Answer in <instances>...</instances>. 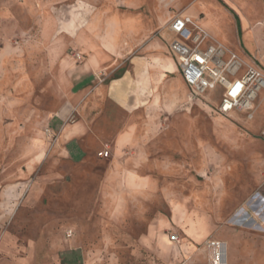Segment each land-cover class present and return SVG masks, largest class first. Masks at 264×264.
I'll use <instances>...</instances> for the list:
<instances>
[{
	"label": "rangeland",
	"instance_id": "1",
	"mask_svg": "<svg viewBox=\"0 0 264 264\" xmlns=\"http://www.w3.org/2000/svg\"><path fill=\"white\" fill-rule=\"evenodd\" d=\"M142 1L162 21L151 35L162 59L151 60L148 92L136 84L151 101L137 122L151 135L140 138L147 184L134 186L128 160L142 154L118 156L115 135L68 133L87 113L82 66L105 27L96 13L112 2L0 0V264H213L211 242L226 264H264V102L248 120L218 113L221 91L194 98L164 27L190 15L264 72V0ZM120 61L101 73L105 88L129 75ZM132 81L119 97L140 101ZM111 100L96 106L100 122L123 124L131 113Z\"/></svg>",
	"mask_w": 264,
	"mask_h": 264
},
{
	"label": "crops",
	"instance_id": "2",
	"mask_svg": "<svg viewBox=\"0 0 264 264\" xmlns=\"http://www.w3.org/2000/svg\"><path fill=\"white\" fill-rule=\"evenodd\" d=\"M108 1L112 2L111 6L105 11L103 9L100 10V12H98L99 14L96 13V22L105 25L102 29L100 43L97 48H91L82 66L84 76L80 81L84 83L86 87L80 92L79 97L81 106L85 108L87 113L84 116V120L81 118V122L78 123V126L69 128L68 133L71 134L72 130H76V137H83V134L87 130L92 129L93 131L95 130V137L105 135L117 136V143L112 151L118 156H121L123 153L142 154L139 158L133 156L134 158H132V160H128L130 165L128 168L131 169V171H128V179L134 186H144L147 184L146 178L148 179V177L141 175L140 170L147 166L145 156L143 155L146 153L147 146L142 143L143 141L141 142L140 138L150 136L151 134L149 130L147 131V129L144 128L146 121H141L142 124H139L137 121L139 116L149 113V103L151 101L150 99L144 98L145 87L143 86H147L146 92H148V86L152 83L151 74L153 72V65L151 60L154 58L162 59V55L155 51L157 47H162L161 43H159L158 40L151 39L152 32L158 29L162 21L159 22V16L150 11L149 7L147 8L148 12L147 10L144 11V2L142 0ZM174 18L175 16L170 18L165 23L164 27ZM238 24L241 29L239 19ZM172 38L173 36L171 35L170 40ZM122 41L124 42L122 43ZM120 58L128 59L129 75L105 88L101 73L103 71H108V69L114 66L117 67V65H120ZM172 66L173 65L170 66L171 70H167V73H175L177 71L175 63V71L172 70ZM162 67L164 68V66ZM154 73L161 74V71L155 70ZM157 76L160 78V75ZM163 76L165 77L167 75L164 74ZM129 77L133 80V87L131 88L133 94L135 92L134 95H137L139 98L141 94L143 95L140 101H138L139 99H127L125 96L119 97V88H125L127 86ZM140 81L143 83L142 90L136 85L139 84ZM188 89L192 94V90L189 87ZM105 96H108L110 102L112 101L111 99H114V104L118 109L119 105L127 109L125 112L131 113V117L126 122L124 121L123 124L117 125L112 124L109 120L100 122L96 106ZM93 97L95 98L93 99ZM137 102H140L139 107L142 109H136ZM65 113L63 109L56 113V117L58 119H64ZM89 117L93 119L89 125H87L86 122H88ZM54 118L55 115L53 114L52 119ZM142 120H144V118H142ZM65 129L68 130L66 126ZM110 130L116 132L110 133Z\"/></svg>",
	"mask_w": 264,
	"mask_h": 264
},
{
	"label": "built area",
	"instance_id": "3",
	"mask_svg": "<svg viewBox=\"0 0 264 264\" xmlns=\"http://www.w3.org/2000/svg\"><path fill=\"white\" fill-rule=\"evenodd\" d=\"M167 29L173 38L169 41L171 55L177 61L185 84L194 98L221 91L219 114L231 116L234 112L253 120L264 102V72L247 64L245 60L216 41L190 16L177 15ZM81 56L78 55V58ZM47 133H51L47 130ZM264 141V128L260 133ZM100 158H107L109 150L100 151ZM72 235L68 232V236ZM173 241H179L173 236ZM224 244L211 242L216 254L213 264H226Z\"/></svg>",
	"mask_w": 264,
	"mask_h": 264
}]
</instances>
